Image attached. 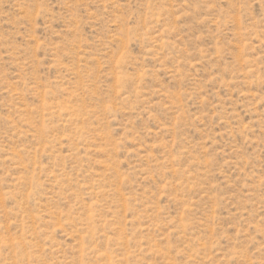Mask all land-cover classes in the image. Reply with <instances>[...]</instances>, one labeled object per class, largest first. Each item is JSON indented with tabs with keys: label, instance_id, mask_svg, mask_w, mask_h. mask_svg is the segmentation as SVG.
I'll return each instance as SVG.
<instances>
[{
	"label": "rangeland",
	"instance_id": "1",
	"mask_svg": "<svg viewBox=\"0 0 264 264\" xmlns=\"http://www.w3.org/2000/svg\"><path fill=\"white\" fill-rule=\"evenodd\" d=\"M0 264H264V0H0Z\"/></svg>",
	"mask_w": 264,
	"mask_h": 264
}]
</instances>
